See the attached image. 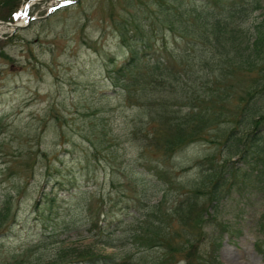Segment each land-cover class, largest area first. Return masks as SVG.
<instances>
[{
    "label": "rangeland",
    "instance_id": "rangeland-1",
    "mask_svg": "<svg viewBox=\"0 0 264 264\" xmlns=\"http://www.w3.org/2000/svg\"><path fill=\"white\" fill-rule=\"evenodd\" d=\"M130 1L79 0L46 15L53 0H0L2 20L10 19L14 9V21L36 17L16 31L0 29V264H64L76 258L73 253L62 258L64 251L82 250L90 243L93 253L128 261L121 264L134 257L157 258L160 246H142L135 239L137 233L140 239L148 236V227H141L153 213L157 217L150 228L178 229L175 244L184 248L180 258L194 242L201 252L210 253L212 238L225 222L229 230L222 235L220 260L264 264V176L250 168L244 174L239 161L235 167L244 180L231 179L233 187L219 209L206 196L211 187L207 176L228 156L220 139L231 125L215 123L205 132L208 139L190 143L171 157L150 145L156 130L160 138L165 136L154 118L164 109L159 102L174 103L171 85L176 87L178 78L188 81L190 95L203 96L207 81L223 77L227 82L214 85L209 96L228 93L215 107L225 105V116L236 110L249 74L223 56V45L232 53L242 48L239 40L248 25L262 20L263 10L244 17L233 6L240 0H178L168 13L161 8L171 1L161 6L157 0H143L153 12L171 17L172 23L154 28L146 53L150 57L154 49L159 51L168 68L167 73L165 66L158 69L166 79L153 77L151 58L127 90L114 86L110 70L125 61L127 50L115 28L138 5L130 6ZM192 1L218 17L222 14L226 25L220 27L219 39L202 28L196 35L198 17L180 16ZM182 28L195 31L184 37ZM166 45L172 53L165 51ZM142 74L152 81L145 82ZM176 103L188 111L184 103ZM194 194L208 203L204 217L210 219L203 228L193 223L183 229L169 216L180 198ZM97 216L99 227H93L91 220ZM101 264L110 261L101 259Z\"/></svg>",
    "mask_w": 264,
    "mask_h": 264
},
{
    "label": "trees",
    "instance_id": "trees-1",
    "mask_svg": "<svg viewBox=\"0 0 264 264\" xmlns=\"http://www.w3.org/2000/svg\"><path fill=\"white\" fill-rule=\"evenodd\" d=\"M165 1L167 0H157V3L162 6ZM169 1L171 2L166 4V9L161 8L162 12L168 11L169 13L173 10V5L178 0ZM134 2L138 5L129 14V18H121L116 24L117 28H115L121 45L127 50V54L124 56L125 61L119 66H113L110 70V79L114 86L127 90L136 83L139 72L142 73L141 70L148 66L151 58L153 60V77L166 79L164 71L158 72L161 65L165 66L163 65L165 60L163 59V55H160L159 51L155 49L150 54V57H147L146 53L152 47L151 35L155 32L154 28L172 23L171 17L167 18L163 16L162 12V14L156 11L153 12L152 5L148 4V2L143 3V0H132L129 2V5L134 6ZM239 2L240 4L235 3L233 6H237L239 12L244 17H250V13H255L258 10H263V12H261L262 20L248 25L245 31V38L241 41L239 40L242 48L232 53L226 50V45H223V56L239 63L240 67L249 74L247 78L249 84H245V88H242V91H240L236 110L232 112L229 110V114L225 116L226 112L224 111L228 110L225 105L215 107V101H222L224 98H228V93H217L209 96V92L213 90L214 85L221 87L227 82L223 77L221 81H216V79L207 81L206 90L208 93L203 96L198 95L197 92H193L190 95L188 81L178 78V85H175L176 87L171 85L173 92L170 91L175 94L174 103L159 102L160 107L163 106L164 109L162 108L159 112L156 110L157 114L154 118L159 120L160 131L162 133L161 126H163L165 136L160 138L156 130L150 143V145H156L162 149L166 156H171L190 143L208 139V134L205 132L211 126H214L215 123L219 124L223 120L225 121L224 123L231 125L227 130L226 136L220 139L224 141L223 145L227 149L228 156L221 159V164L213 168L207 176L210 178L211 184L209 192L206 193L207 200L208 202H213L211 205L215 206L216 210L223 195L233 187V183H229L231 179L237 183V179H243L244 174H248L249 168L251 171H256L257 176H264L263 173H260L264 169V0H240ZM189 4L192 5L191 9L185 10L180 16L190 13V15L198 17V22L196 23H199L200 26L197 27L196 35L199 34V29L202 28L206 33H213L216 35V39H219L218 34L222 31L220 27L226 25L223 23L222 14L218 17L215 11H211V9L206 7H198L196 2L192 1ZM141 8L146 12L142 16ZM174 11H177V9ZM230 11L228 9L227 15ZM227 19L229 20L228 17ZM170 28L172 29V27ZM182 31L184 32L183 36L187 37L195 30L193 28H182ZM165 51L172 53L168 45L165 46ZM167 68L168 66L166 65L164 67L166 73ZM155 73H157L156 76H154ZM142 76L145 82L150 83L152 81L146 79L147 75L142 74ZM167 97L170 98V96ZM176 102L184 103L183 106L189 108L188 111L185 113L182 105ZM177 105L179 107L174 108ZM227 117H229L228 120L225 119ZM207 131L209 132V130ZM233 157H238V160H232ZM239 161L244 165L243 168L246 172L244 174H241L240 170L235 167V164ZM228 183L229 187L225 190L224 187ZM197 198L196 194L180 198L169 218L176 217L178 219L177 222L179 221L182 224L181 227L183 229H186V226L193 223L203 228L204 224L210 219L209 217H204V213L208 211V203H201ZM107 212L104 211L100 214H107ZM154 217H157L156 213L151 214L141 227V229L145 226L148 227L147 229L145 228L148 236L145 239H140L137 233L135 239L142 246H160L162 252L157 258L140 256V259L138 258L134 264H156L157 262L160 264H177L181 260H184L186 264H223L219 260L217 252L220 246L219 235L212 238L215 241V245L210 253H205L206 251L201 252L194 242L191 243V247L187 249L182 259L177 255L184 248H178V244H175L178 238V229L173 226L171 229L163 232L159 227L154 228L153 226L150 228ZM91 222L94 227L98 226V216L96 218L93 217ZM170 223H172V220ZM224 226L225 228L228 227L226 223ZM91 247L90 243L89 246L86 245L82 250L74 247H70L69 250H66L68 249L66 248L62 258L73 253L72 257L76 258L69 260L71 264H100L101 258H110V260L114 261L113 255L104 256L102 253H93L95 251L91 250ZM70 263L64 262V264Z\"/></svg>",
    "mask_w": 264,
    "mask_h": 264
},
{
    "label": "bare ground",
    "instance_id": "bare-ground-1",
    "mask_svg": "<svg viewBox=\"0 0 264 264\" xmlns=\"http://www.w3.org/2000/svg\"><path fill=\"white\" fill-rule=\"evenodd\" d=\"M57 1H62V0H57ZM2 27V25L0 24V28Z\"/></svg>",
    "mask_w": 264,
    "mask_h": 264
}]
</instances>
